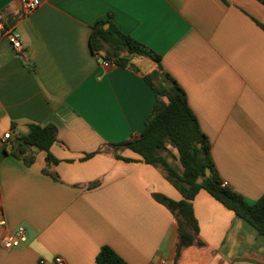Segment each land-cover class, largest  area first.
<instances>
[{"label":"crops","instance_id":"crops-1","mask_svg":"<svg viewBox=\"0 0 264 264\" xmlns=\"http://www.w3.org/2000/svg\"><path fill=\"white\" fill-rule=\"evenodd\" d=\"M0 17L21 43L16 52L0 37V213L9 231L27 234L16 248L0 247V264L53 256L96 264L103 246L127 264H264V237L202 189L191 201L201 245L175 257L176 222L153 194L181 195L159 166L105 148L144 130L155 94L143 77L157 65L129 55L128 66H103L89 44L92 26L105 22L158 54L207 137L221 182L251 204L264 193L258 0H39L27 15L20 0H0ZM30 124L55 126L49 152L57 163L34 148L16 151Z\"/></svg>","mask_w":264,"mask_h":264},{"label":"trees","instance_id":"trees-1","mask_svg":"<svg viewBox=\"0 0 264 264\" xmlns=\"http://www.w3.org/2000/svg\"><path fill=\"white\" fill-rule=\"evenodd\" d=\"M258 1L264 6V0ZM104 24L105 22H96L92 26L89 44L93 53L99 52L103 60L121 67L128 66L132 57L147 58L157 65L155 70L143 77L155 94V102L146 119L144 130L135 138L108 143L105 148L113 152L116 159L129 161L118 154L119 151L128 149L138 155L145 164L159 166L166 179L181 195L182 198L175 201L161 194H153L154 200L163 205L176 222L178 244L175 257L179 256L181 247L195 242L201 245L194 237L197 234V225L191 204L201 189L264 237V193L250 204L238 193L221 185L211 159L207 137L200 130L187 104L184 91L167 73L161 71L160 56L121 33L111 24L103 29ZM259 26L264 29V26ZM169 82L172 83L171 87L167 86ZM56 133L55 126L51 124H30L27 132L18 136L16 151L22 154L25 148H34L45 153L46 163L55 164L57 160L50 154L49 149L57 141ZM170 149L175 151L174 157L179 162V171L169 163L170 156L166 155L168 153L164 154L170 152ZM98 152L100 150L87 154L84 158ZM26 162L29 164L31 158ZM205 169H209V174L201 177ZM95 263L127 264L107 246L99 249Z\"/></svg>","mask_w":264,"mask_h":264},{"label":"built area","instance_id":"built-area-1","mask_svg":"<svg viewBox=\"0 0 264 264\" xmlns=\"http://www.w3.org/2000/svg\"><path fill=\"white\" fill-rule=\"evenodd\" d=\"M21 10L24 15L29 14L35 10L39 5V0H20ZM0 37H5L12 49L16 52L21 50V43L16 33L7 28L0 17ZM96 58L103 65H113L101 58L99 52L95 53ZM3 139L9 138V134H3ZM222 186H225L224 182H221ZM27 241V234L23 227H19L14 231H9L6 227V220L0 213V247L4 249L16 248ZM39 264H66L65 260L61 256H53L49 260L40 259ZM154 264H171L169 261L160 260Z\"/></svg>","mask_w":264,"mask_h":264},{"label":"rangeland","instance_id":"rangeland-1","mask_svg":"<svg viewBox=\"0 0 264 264\" xmlns=\"http://www.w3.org/2000/svg\"><path fill=\"white\" fill-rule=\"evenodd\" d=\"M170 152H174V151H172V149H170ZM170 152L167 151V152H165L164 154L168 153V154H166V155H167V156H170V157L168 158L169 163H170V164H171V165H172L177 171H179V170H180V165H179V162H178V160L176 159V157H174L175 153L172 155Z\"/></svg>","mask_w":264,"mask_h":264},{"label":"water","instance_id":"water-1","mask_svg":"<svg viewBox=\"0 0 264 264\" xmlns=\"http://www.w3.org/2000/svg\"><path fill=\"white\" fill-rule=\"evenodd\" d=\"M167 86H168V87H171V86H172V83L169 82V83L167 84ZM208 174H209V169H205V172H204L203 175H201V177H203V176H207Z\"/></svg>","mask_w":264,"mask_h":264}]
</instances>
